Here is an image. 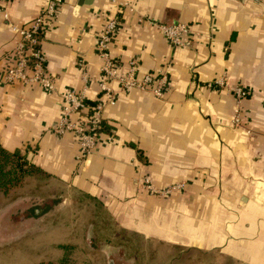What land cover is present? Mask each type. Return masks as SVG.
<instances>
[{"label": "crops", "instance_id": "1", "mask_svg": "<svg viewBox=\"0 0 264 264\" xmlns=\"http://www.w3.org/2000/svg\"><path fill=\"white\" fill-rule=\"evenodd\" d=\"M0 6L8 14H0V144L26 154L47 174L29 181L48 188L3 213L17 230L12 237L45 233L33 217L49 223L87 205L79 231L112 264L111 254L125 253L131 237L264 264V0H64L41 41L53 92L4 82L19 40L11 25L29 24L47 0H0ZM113 17L121 25L107 51L118 76L127 77L134 62L139 80L166 77L162 97L125 89L116 78L106 80L112 97L102 90L98 42ZM176 23L191 28V47L173 46L157 27ZM237 87L247 92L240 126L233 124ZM69 91L83 93L88 106L74 120L90 117L92 105L104 106L105 130L89 155L75 133L53 132ZM147 180L160 191L183 189L154 193ZM68 205L73 210L63 213ZM13 240L0 241V248L12 249ZM54 245L65 253L77 249Z\"/></svg>", "mask_w": 264, "mask_h": 264}, {"label": "built area", "instance_id": "2", "mask_svg": "<svg viewBox=\"0 0 264 264\" xmlns=\"http://www.w3.org/2000/svg\"><path fill=\"white\" fill-rule=\"evenodd\" d=\"M63 1L47 0V6L29 24L23 27L11 25L12 30L18 34L19 40L13 51L15 64L7 70L4 77L5 83L38 84L47 92H53L56 89L54 80L47 68L46 57L41 49V41L47 22L55 18ZM0 14L8 18L6 10L1 6ZM120 25L121 21L118 17L110 18L98 42V48L102 51L105 59L102 68L103 77L105 78V81L101 84L102 90L106 92L107 96L112 97L113 92L107 87V81L116 78L125 89L148 90L154 96L162 97L167 83L166 77L158 78L154 75H147L139 80L135 75L136 65L134 62L131 64L132 66L127 77L118 76L115 62L109 57L107 47ZM157 27L173 46L180 48H189L192 46L193 32L187 24H159ZM218 84L219 86H226L225 82L221 79L218 81ZM233 91L238 103V109H235L233 117V124L240 126L243 120L239 105L246 98L247 92L243 87H237ZM64 100L65 106L61 119L53 128V132L57 135H65L71 132L75 133L80 138L83 154L89 155L98 144L103 130V126L101 125V117L104 110L103 103H98L93 108V113L90 117H87V115L84 116L83 114L80 119L74 120L72 118L74 114H80L88 108L86 98L83 93L69 91L64 95ZM110 104H115L113 98ZM149 182L147 180L146 185H149ZM148 188L154 193H167L177 189H183V187L179 186L160 191L150 185Z\"/></svg>", "mask_w": 264, "mask_h": 264}, {"label": "rangeland", "instance_id": "3", "mask_svg": "<svg viewBox=\"0 0 264 264\" xmlns=\"http://www.w3.org/2000/svg\"><path fill=\"white\" fill-rule=\"evenodd\" d=\"M28 182L26 184L28 183L29 186L26 188H24V184L18 185L7 194L0 195V241L7 240L10 242L11 238H14L11 242V244H14L12 245V249H10L11 246H2L0 248V264L11 262L9 259L15 262L19 261L21 264L24 262L25 264H64L66 260L70 263L72 260L74 264H84L85 262H93L94 264H109L110 262L112 264L111 260L108 261L103 253L91 250L87 244L84 232L79 231L77 222L80 220V223L83 224V219L86 218L88 213L87 205L74 208L73 213L75 214L68 212L73 210L71 205H68V208L65 207L66 209L64 208L62 211L63 213L68 212L64 214L66 216L63 215L61 220L49 223H45L40 218L36 219V217H33L37 223L35 227H45V233L40 229L30 232L25 237L19 235L12 237L14 228L12 229L10 221L7 220V217L3 216V213L11 211L12 205H16L19 198L27 197V199H32L34 194L48 191V188L43 184V186H39V183L35 180H28ZM18 188L21 189L19 190L21 192L18 194L20 196H14L16 194L12 195ZM10 199L12 200L8 202ZM38 211L37 209L36 212ZM5 231H12V233L7 234ZM14 231L17 230L14 229ZM99 240L101 241V239ZM57 243L76 245L77 249L72 253L71 251L65 253L64 250H57L56 245H54ZM125 243L123 245L125 253L116 252L113 253V256L119 259L121 254H125L130 260L127 264H241L216 250L212 252H200L134 237L126 238ZM111 246L117 247L115 243H111ZM7 251L10 252V256L8 257H6ZM63 257L64 259L61 261Z\"/></svg>", "mask_w": 264, "mask_h": 264}, {"label": "trees", "instance_id": "4", "mask_svg": "<svg viewBox=\"0 0 264 264\" xmlns=\"http://www.w3.org/2000/svg\"><path fill=\"white\" fill-rule=\"evenodd\" d=\"M95 106L92 105L90 109L92 113ZM101 125L103 126V132L105 130L103 121H101ZM46 175L40 167L28 160L26 154H23L20 150L10 151L0 144V195L7 194L12 188L18 185H25L30 178L43 180L46 178ZM111 255L113 264H127L122 258L123 254H121L119 259L113 256V253ZM231 260L237 262L234 259ZM64 264L74 263L66 260Z\"/></svg>", "mask_w": 264, "mask_h": 264}]
</instances>
